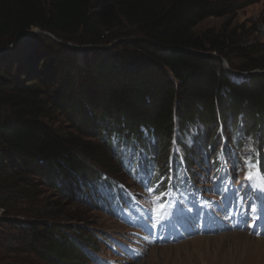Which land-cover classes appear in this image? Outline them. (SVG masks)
Listing matches in <instances>:
<instances>
[{
  "label": "trees",
  "instance_id": "obj_1",
  "mask_svg": "<svg viewBox=\"0 0 264 264\" xmlns=\"http://www.w3.org/2000/svg\"><path fill=\"white\" fill-rule=\"evenodd\" d=\"M233 10L213 0H0V54L29 33L52 36L0 55V211L21 215L15 200L34 196L37 184L63 195L78 178L82 192L98 189L96 163L121 173L115 139L151 146L163 162L176 132L202 127L192 135L196 147L184 146L189 164L216 148L221 129L262 146L264 51L215 30L195 32ZM124 23L132 33L119 30ZM75 46L87 49L78 56ZM234 59L232 70L247 74L241 80L225 69L223 60ZM83 139L100 149L81 154ZM10 224L26 246L43 242L33 252L49 264H84L100 251L67 236L69 226Z\"/></svg>",
  "mask_w": 264,
  "mask_h": 264
},
{
  "label": "rangeland",
  "instance_id": "obj_2",
  "mask_svg": "<svg viewBox=\"0 0 264 264\" xmlns=\"http://www.w3.org/2000/svg\"><path fill=\"white\" fill-rule=\"evenodd\" d=\"M213 1L232 4L234 10L223 18L207 19L198 26L195 31L196 34H202L207 30H215L222 35L233 37L242 46L255 45L261 51H264V0ZM119 30L132 33L133 29L124 23ZM32 33H36V36L39 37L41 34L38 31ZM135 38L134 36L130 39ZM74 48L78 56L87 49V47L78 46ZM225 62L227 64L225 69L232 75V79H238L233 77L234 74L237 77L243 74L244 77L247 76V74L241 73L235 68V70H232V65L237 67L238 60H225ZM198 129L201 130L202 127H198ZM192 134L194 136L198 135L196 128H193ZM184 141L190 145L191 138L185 136ZM259 144L258 138L252 135L244 138V142L241 145L238 143L235 145L231 142L235 161L237 162L238 157L245 155L249 146L255 148L258 155ZM94 148L100 149L98 140L83 139L79 151L81 154H86L88 150ZM164 150L162 149V153ZM170 150L172 149L169 148ZM176 151L180 155L184 152L178 145L176 146ZM116 162L115 166L118 163ZM95 165L106 177L114 179L113 181L119 186L127 187L134 195L141 193V183L126 172L124 173L120 166L119 170L121 173L118 174L102 168L104 166L100 163ZM168 167H172V162L169 163ZM190 167L197 171V166L194 163ZM243 175L242 172L240 182L232 190L236 203L231 206L227 201L228 199L218 198L214 199L218 200L216 205L211 201L209 202V207H207L205 202H202V198L207 197L202 195L196 188H192L187 182L185 186L175 185L174 191L168 187L162 197L153 203L150 211L145 212L143 208L137 209V207L134 210L140 218L143 217L141 225L144 224V227L137 225V220L136 222H133V220L129 222L130 216L128 214L113 218L98 209L96 203L92 201L91 188L87 185L82 192V184H80L78 178L74 180L76 186L73 190L65 192L63 195L51 187L37 184L35 190H33L36 192L34 196L15 200L14 206L17 210L22 211L21 215L5 216V210L0 211V264H49L44 255L39 256L33 252L35 247H39L38 250L42 251L40 245L43 242L40 241L38 246H26L24 240H20L18 232L9 226L11 225L10 223L27 226L30 220L66 227L65 230H67V226L71 227L69 232H67V236H72L76 239L85 238L84 241L87 243L88 249L95 245L94 247H98L100 250L99 255L104 253L107 256L110 254L109 245L115 246L113 245L114 241L126 237H129L130 244L128 246L134 252L135 249L141 251V255L134 257L126 251V248L121 249L117 255H111L108 264H264V239L256 238L247 230L228 231L224 224L220 222L224 208L229 209L234 206L249 205L248 208L255 207L258 214L264 213V200H261L258 192L253 191V188L248 186L247 182L243 180ZM174 179H176V176L169 175L170 186H172ZM207 200L211 199L207 198ZM253 200L256 201L253 202ZM157 207L163 208V214L159 218H157L154 211ZM249 212L250 210L247 211V213ZM177 215L180 217H178V220L173 221L177 218ZM252 215L255 216V214ZM77 218L83 219L85 222L72 220ZM170 221L173 222L170 223ZM1 222H5L7 225H1ZM182 224L187 227L182 232L188 231V238L183 242L167 245L154 244L146 252L143 250L144 246L141 236H144L141 235L142 233L157 230L160 233L166 232L164 230L175 233L178 232V227ZM216 226H218L219 230ZM214 230L216 231L215 233L212 232ZM168 235L170 238L174 237L173 234L168 233ZM241 237H248L253 240L246 242ZM77 255L81 259L84 254L80 253ZM83 261L84 264H96L88 259Z\"/></svg>",
  "mask_w": 264,
  "mask_h": 264
},
{
  "label": "snow or ice",
  "instance_id": "obj_3",
  "mask_svg": "<svg viewBox=\"0 0 264 264\" xmlns=\"http://www.w3.org/2000/svg\"><path fill=\"white\" fill-rule=\"evenodd\" d=\"M222 151V149H221ZM238 176L243 172V180L248 182V186L253 188V191L264 193V169L261 168L257 159V150L249 146L247 152L243 157H238V161L233 165ZM157 188L148 187V192L156 193ZM157 218L163 214V208L157 207L155 210ZM247 223V221H245ZM260 235V233H256Z\"/></svg>",
  "mask_w": 264,
  "mask_h": 264
},
{
  "label": "water",
  "instance_id": "obj_4",
  "mask_svg": "<svg viewBox=\"0 0 264 264\" xmlns=\"http://www.w3.org/2000/svg\"><path fill=\"white\" fill-rule=\"evenodd\" d=\"M41 34H44V35H46V36H50V37H52L51 35H49V34H47V33H41ZM37 34L36 33H29V34H27V35H25V36H23V37H21V38H19V39H17L10 47H8L3 53H1L0 55H2V54H6V53H8V52H10L11 50H13V48H15V47H17L19 44H21L22 42H24L25 40H27V39H29V38H31V37H34V36H36ZM76 47V46H75ZM223 63H224V66L226 67V62H225V60H223ZM231 73H233L232 71H231ZM241 76H244V74L243 75H241ZM241 76H239V77H241Z\"/></svg>",
  "mask_w": 264,
  "mask_h": 264
},
{
  "label": "bare ground",
  "instance_id": "obj_5",
  "mask_svg": "<svg viewBox=\"0 0 264 264\" xmlns=\"http://www.w3.org/2000/svg\"><path fill=\"white\" fill-rule=\"evenodd\" d=\"M241 238H242L243 241H246V242H247V241H250V242H251V241L253 240V239H250V238H248V237H241Z\"/></svg>",
  "mask_w": 264,
  "mask_h": 264
}]
</instances>
